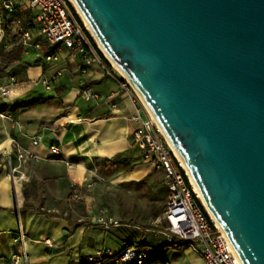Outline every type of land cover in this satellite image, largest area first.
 <instances>
[{
    "label": "water",
    "instance_id": "water-1",
    "mask_svg": "<svg viewBox=\"0 0 264 264\" xmlns=\"http://www.w3.org/2000/svg\"><path fill=\"white\" fill-rule=\"evenodd\" d=\"M73 1L242 264H264V0Z\"/></svg>",
    "mask_w": 264,
    "mask_h": 264
},
{
    "label": "crops",
    "instance_id": "crops-1",
    "mask_svg": "<svg viewBox=\"0 0 264 264\" xmlns=\"http://www.w3.org/2000/svg\"><path fill=\"white\" fill-rule=\"evenodd\" d=\"M0 15L10 22L19 19L32 38L25 45L22 33L13 26L3 28L0 22V35L4 33L0 87L10 93L8 99L0 95V264H13V257L23 254L29 264H84L99 251L116 252L124 242H138L129 237L131 230L141 232L136 225L121 223L110 230L91 226L90 219L100 211L90 206L85 192L94 187L93 182L106 180L126 186L147 180L145 187H165L162 173L150 177L155 166L145 162L144 153L133 143L139 127L133 119L138 112L147 119L142 104L133 93H120L124 78L94 46L91 65L66 50H61L57 62H47L45 56L56 48L44 44L43 52L36 50L37 15L20 5L16 14L9 15L1 4ZM44 79L51 82L50 91L43 86ZM86 87L101 101L85 102L81 94ZM35 137L41 138L39 146L32 144ZM14 143L35 156L20 169L24 181L18 173L12 179L7 165V156L12 155L18 166ZM51 146L59 148L62 157L52 155ZM117 156L122 158L118 166L114 165ZM72 186L81 191L78 202L70 198ZM46 239L52 240V247L43 243ZM143 243L152 247L147 239ZM152 248L158 250L151 255L155 261L163 247ZM192 253L178 250L176 258L185 256L183 264H203ZM173 259L158 261L172 264Z\"/></svg>",
    "mask_w": 264,
    "mask_h": 264
},
{
    "label": "built area",
    "instance_id": "built-area-1",
    "mask_svg": "<svg viewBox=\"0 0 264 264\" xmlns=\"http://www.w3.org/2000/svg\"><path fill=\"white\" fill-rule=\"evenodd\" d=\"M0 4L9 15L16 14L18 5L37 15L36 37L40 41L35 44L36 50L43 52L44 44L56 48L54 54L45 56L47 62H57L61 50L80 56L86 65L95 62L92 56L94 48L90 35L80 19L78 20L76 17L74 9L72 10V6L67 0H21L19 3L17 0H1ZM0 22H3V28L15 27L22 33L24 44H30L31 34L24 29L19 19L10 22L0 15ZM3 36L2 32L0 43ZM60 76L61 74H58L55 80ZM42 84L47 91L51 90L49 80L44 79ZM123 92L133 93L147 114V119H144L138 112L133 119L139 125L133 134V143L144 153L145 162L154 165L155 169L163 174V184L170 194L166 210L158 221L162 228L153 231L155 237L163 236L167 248L195 252L203 264H242L226 234L217 226L196 195L193 183L169 146L163 132L153 120L136 91L125 79L120 83V93ZM0 95L2 98L8 99L10 97L8 88L0 87ZM81 96L87 103L101 101V97L91 87H86ZM2 118L4 117L2 116ZM40 143V137L33 138V146H39ZM13 146L18 166H14L12 155L7 156V165L12 173V179L18 178L24 181L27 178L20 173V169L28 158H35V156L26 153L16 143ZM50 151L52 155L62 157L59 148L51 146ZM16 173L20 174V177L16 178L14 175ZM80 193L79 187L72 186L71 200L78 202ZM89 224L105 230L121 227L118 220L107 216L106 210H102L98 216L92 217ZM18 238L23 243L25 237L22 231ZM43 243L48 247L53 246L50 239L44 240ZM153 251L154 248L146 244L124 242L118 251H99L89 257L85 264H170L165 261H152L151 253ZM13 264H29L28 257L26 254L15 255Z\"/></svg>",
    "mask_w": 264,
    "mask_h": 264
},
{
    "label": "rangeland",
    "instance_id": "rangeland-1",
    "mask_svg": "<svg viewBox=\"0 0 264 264\" xmlns=\"http://www.w3.org/2000/svg\"><path fill=\"white\" fill-rule=\"evenodd\" d=\"M68 3L70 4L69 1ZM116 72L118 71L116 70ZM93 184L94 187L91 188L90 191L85 192L86 196L89 198L88 202L90 206H94L100 212L106 210L108 217L115 218L122 224H132L141 227L142 233L131 230L129 232V237L140 243H143L144 240L147 239L152 247H163V253H160L159 256L156 255L154 257L155 260H163L164 257L167 258L172 256L174 257L171 262L172 264H183L184 258L186 257L184 256L179 261L176 258L178 250L165 247L163 236H158L159 239L153 238V231L161 230L162 228V226L158 224V221L163 215L160 214V212L165 207V203L155 199L156 195L162 189L161 184L155 187H145V185L126 186L117 184L116 182H108L107 180L106 182H93ZM180 250L182 251L185 249ZM192 256L197 258L194 252Z\"/></svg>",
    "mask_w": 264,
    "mask_h": 264
},
{
    "label": "bare ground",
    "instance_id": "bare-ground-1",
    "mask_svg": "<svg viewBox=\"0 0 264 264\" xmlns=\"http://www.w3.org/2000/svg\"><path fill=\"white\" fill-rule=\"evenodd\" d=\"M70 2V4L73 6V8L75 9L77 15L79 16V18L81 19V21L83 22L85 29L87 30V32H89V34L91 35L92 39L94 40L95 44L97 45V47L99 48L100 52H102L103 56L106 58V60L119 72V74L122 76V78H124L125 80H127L126 76L123 74V72L120 70V68L118 67V65L111 59V57L108 55V53L105 51V49L103 48V46L100 44V42L98 41L97 37L95 36L94 32L92 31V29L90 28L87 20L85 19V17L83 16V14L81 13V11L79 10V8L76 6L75 2L73 0H68ZM128 81V80H127ZM139 98L142 100V102L144 103V105L146 106L142 96L137 92ZM147 108V107H146ZM148 110V108H147ZM148 112L150 113V111L148 110ZM150 115L152 116V114L150 113ZM153 120L155 121V123L158 125V123L156 122V120L154 119V117L152 116ZM159 126V125H158ZM159 128L161 129V127L159 126ZM161 131L163 132L164 136L166 137L169 146L171 147V149L173 150L174 154L176 155V157L178 158V160L181 162L183 168L186 170L191 182L193 183L194 186V190L196 195L198 196V198L201 200L203 206L205 207L206 211L208 212V214L212 217V219L214 220V222L217 224V226L222 230L221 226L219 225V223L216 221V219L214 218L212 212L210 211V209L208 208L206 202L204 201L198 187L196 186L190 172L189 169L187 167V165L185 164V162L183 161V159L181 158V156L179 155L178 151L176 150L175 146L172 144V142L170 141V139L168 138V136L164 133V131L161 129ZM223 231V230H222ZM224 232V231H223Z\"/></svg>",
    "mask_w": 264,
    "mask_h": 264
},
{
    "label": "trees",
    "instance_id": "trees-1",
    "mask_svg": "<svg viewBox=\"0 0 264 264\" xmlns=\"http://www.w3.org/2000/svg\"><path fill=\"white\" fill-rule=\"evenodd\" d=\"M72 10H73V8H72ZM74 13H75V11H74ZM76 15V14H75ZM76 17L78 18V16L76 15ZM78 20H79V18H78ZM81 22V21H80ZM89 35V34H88ZM90 40H91V42H92V44H93V46L95 47V49H96V51H98L99 53H100V51H99V49L97 48V45L95 44V42H94V40L90 37ZM100 55L102 56V54L100 53ZM103 57V56H102ZM104 59V58H103ZM16 60V59H15ZM105 60V59H104ZM2 61L3 62H5L6 60L5 59H2ZM106 61V60H105ZM107 62V61H106ZM83 91V90H82ZM122 163V158H121V156H117L115 159H114V165H120ZM161 173V172H160ZM159 174V171H155V172H153L151 175H150V177H154V176H157ZM163 175V174H162ZM147 183V180H143V181H141V182H139V183H135V182H132V183H129L128 185H145ZM155 199L157 200V201H161V202H163V203H165V207L163 208V210L160 212V214H163L164 213V211H165V208H166V204H167V202L169 201V199H170V194H169V192H168V190L165 188V187H163L161 190H160V192L156 195V197H155ZM159 214V215H160ZM127 242H136V241H127ZM138 244L139 245H145V243H140V242H138ZM165 245V244H164ZM166 247V246H165ZM158 250L156 249V248H154V251L151 253V255L153 254V253H156ZM155 261H158V260H155ZM85 264V263H84Z\"/></svg>",
    "mask_w": 264,
    "mask_h": 264
}]
</instances>
